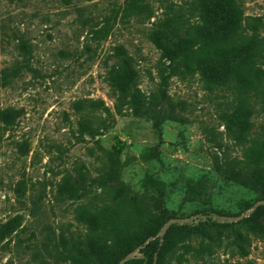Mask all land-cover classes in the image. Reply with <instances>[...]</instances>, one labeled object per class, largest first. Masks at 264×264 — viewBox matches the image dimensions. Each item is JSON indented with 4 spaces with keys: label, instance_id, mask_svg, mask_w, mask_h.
<instances>
[{
    "label": "rangeland",
    "instance_id": "374dc122",
    "mask_svg": "<svg viewBox=\"0 0 264 264\" xmlns=\"http://www.w3.org/2000/svg\"><path fill=\"white\" fill-rule=\"evenodd\" d=\"M194 1L149 0L146 18L126 16L125 0H0V70L22 59V40L29 49L28 66L0 87V109L16 115L0 126V230L12 231L0 264H70L90 250L73 245L85 240L79 218L112 192L163 228L176 219L166 264H264V216L250 217L264 180H236L253 145L250 167L264 172V107L247 95L236 120L234 89H209L196 70L169 75L152 40L172 47L183 35L159 29L168 19L199 23ZM236 2L264 40V0ZM161 232L124 257L161 244Z\"/></svg>",
    "mask_w": 264,
    "mask_h": 264
},
{
    "label": "trees",
    "instance_id": "16d2710c",
    "mask_svg": "<svg viewBox=\"0 0 264 264\" xmlns=\"http://www.w3.org/2000/svg\"><path fill=\"white\" fill-rule=\"evenodd\" d=\"M193 8L200 14L199 23L179 17L160 24V30H164L170 23L176 34L183 32L172 47L157 41L155 32L152 33L155 37L152 40L161 50L162 58L168 60L164 69L170 70L169 75L175 74L179 67L184 70H196L201 74L205 87L234 89L237 97L232 103V116L236 120L242 119L243 112L250 109L247 95L255 98L257 103L264 107V40L258 34L262 24L260 19L248 17L246 20L236 0H195ZM123 10L126 16L144 14L146 18L152 17L149 0H125ZM101 31H104V27ZM19 48L22 59L0 70V87L7 86L11 79L18 77L28 66L27 43L22 40ZM112 84L123 91L124 84L118 79H112ZM11 112L9 108L0 109V126L3 129L15 124L16 115ZM83 126L84 123L80 122V127ZM257 151L259 148L253 145L246 153L245 160L242 161L243 170L236 178L239 182L264 180V172L250 167ZM61 187L60 184L59 189ZM200 214L209 223L216 220L215 211L203 209ZM261 216H264V204L255 206L250 217ZM167 219L165 218V221ZM79 221L85 228V240L74 238L73 245L80 250L81 245L85 244L90 250L81 256L72 257L70 264H89L95 261L102 264H118L122 257L147 238L157 236L163 228V224H160L156 217L152 218L145 212L137 213L130 209L126 195L113 192L109 193L108 199L100 208L86 213ZM164 228L163 234L160 235L161 244L151 245L141 256L133 257L124 264H166L165 256L173 250L177 231L174 224ZM11 232L3 225L0 237H7Z\"/></svg>",
    "mask_w": 264,
    "mask_h": 264
},
{
    "label": "water",
    "instance_id": "95a60500",
    "mask_svg": "<svg viewBox=\"0 0 264 264\" xmlns=\"http://www.w3.org/2000/svg\"><path fill=\"white\" fill-rule=\"evenodd\" d=\"M261 202H262V201H261ZM242 216H244V215H242ZM175 221H176V219H170V220L167 221L166 225H170L171 223H173V222H175ZM164 230H165V228L162 229L161 234H163ZM130 257H133V255H128V256L124 257L123 259H121V260L118 262V264H123V263H124L128 258H130Z\"/></svg>",
    "mask_w": 264,
    "mask_h": 264
}]
</instances>
